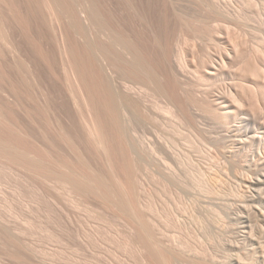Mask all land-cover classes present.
Listing matches in <instances>:
<instances>
[{"label":"bare ground","instance_id":"bare-ground-1","mask_svg":"<svg viewBox=\"0 0 264 264\" xmlns=\"http://www.w3.org/2000/svg\"><path fill=\"white\" fill-rule=\"evenodd\" d=\"M240 1V6H234L218 0H194L208 11L201 13L185 11L176 0H0V158L31 172L32 180L37 177L48 183L45 190L41 188L44 194L46 190L55 193L54 183L59 182L63 188L60 195L67 201L78 198L73 201L80 204L81 199L87 202L93 197L96 203L106 205L107 211L109 208L125 219L129 229L122 231L125 240L120 241H126L128 247L119 244L128 251L132 247L129 256L135 259L138 255L140 260L136 258L134 263L180 264L186 241L164 240L150 222L149 212L154 207L143 199L148 184L143 178L149 173L143 177L141 171L151 159L144 167L142 159L152 156L157 160L159 181L189 192L198 189L201 195L218 196L222 191L205 178L207 161L218 178L226 174L227 166L250 170L256 177L243 173L239 180L254 192V187L264 183V121H259L264 120V20L251 23L254 31L262 34L261 46L252 47L246 40L252 37L248 33L252 29L246 25L256 20L252 14L256 4ZM260 9L255 13L263 16L264 4ZM230 25L242 26L250 36L245 39L247 33L237 32L239 27L234 33L226 32ZM205 34L208 44L215 43L219 59L210 60L208 55L209 60L204 59L207 51L203 52L202 42L197 40ZM192 38L197 45L200 42L198 49L186 46ZM183 42H187L185 48ZM188 52L197 59L205 53L199 58L202 70L196 66L192 75ZM223 79L228 85L220 88L219 82L212 81ZM204 85L208 86L202 88ZM15 106L23 109L25 121ZM153 117L164 125L169 122L168 132L173 135L150 131L153 138L139 137L138 129ZM215 125L226 132L213 130ZM177 140L183 142V149ZM240 153L245 154L244 160ZM259 194L247 196L255 200ZM248 207L242 211L230 206L228 215L245 222L252 212ZM4 223L0 216L2 233L15 237L7 246L15 244L13 248H17L16 243L21 245L24 240L14 235L11 223L10 230ZM235 232L239 236V230ZM244 237L246 252L242 253L237 242L235 261L256 264L260 256L254 255L253 239L247 231ZM20 245L18 252L38 257ZM230 245L234 243L230 241Z\"/></svg>","mask_w":264,"mask_h":264},{"label":"rangeland","instance_id":"rangeland-1","mask_svg":"<svg viewBox=\"0 0 264 264\" xmlns=\"http://www.w3.org/2000/svg\"><path fill=\"white\" fill-rule=\"evenodd\" d=\"M176 1H178L180 3L181 8L184 9L185 11L186 10L187 11L195 10L198 12L202 11L201 13L208 12L207 9H202V8H200L199 5H196L194 0H176ZM253 1L256 4V7L253 5L252 10L253 9H255V10H254V13H252V14H254V17L256 18V20L253 18L254 21H251L250 25H246V28L248 26L249 29H252L248 33L253 34L254 36L251 35L252 36V37H250L251 39L250 38L246 39V36L249 37L250 35L247 32H244L242 30V26L230 25L229 26L230 30L226 29L225 31L226 32L232 31V33H234L233 29H236L239 27L238 29H236V30H238L237 32H239V33L244 32V34L247 33L246 35H243V34L242 35L245 36V39L247 41H250V42H248V44L250 43L249 44L250 46H252V47L254 46L257 48V47H259L258 45L261 46V43H260L261 37L259 38V35L261 36L262 34H257V32L254 31V27H251V26H253V24H251V23H254V25H257V23H255L257 20H259L260 18H262L264 20V15L258 16L255 13L256 9H258L257 11L261 10L260 8H262V6L264 4V0H253ZM218 2L220 4H223V5L224 4L227 5L229 3L230 4L232 3V4H234V6H236L237 4L240 6V4H241L240 0H232V1L231 0H218ZM220 23L223 25H226L223 22H220ZM231 26H235V27H231ZM243 28H245V27H243ZM253 31L257 34L258 37L256 36V34ZM222 35H225V34L223 33ZM253 37H255V39ZM192 39H193V42L191 39H189L188 43L183 42L184 48H185L184 44H186V43H187L186 46L188 47V49H191L194 46H196V47L198 45L200 46V42L197 45V41H199V39H200L202 42L201 48H202V50H204L203 52H206V51L207 52H206V55H205V53L200 54V57H198V59H197V57H195L194 55H191L188 52V54H189L188 60L190 59V61H188L189 65H190V69L192 67L194 68V69L192 68L193 70L191 69L192 71L190 70L191 75L194 74L192 72L196 68L199 70H202L199 65H200L201 59H203L204 55L206 56V57H204L205 60H207L206 58H208V60H209V57H210V60H212L213 57H214V59L215 58L219 59L218 56H220L219 55L220 53H219V51H217L218 49H217L215 43L211 41L210 44H208L209 42L207 40L209 39V36H207L206 34L203 35V37L198 38L197 41L195 40L196 38H192ZM243 39H244V37H243ZM255 41H256V43H255ZM211 43L213 44L212 46H211ZM187 47H186V49H187ZM198 47H197V49H198ZM211 47H212V49H211ZM208 48H210V49H208ZM210 52H211V54H210ZM207 53H209V54H207ZM216 53L218 55L217 57H215ZM207 55L209 57H207ZM191 56H193V57L190 58ZM199 58H201V59H199ZM190 63L191 64L193 63L194 65H191ZM195 64H197V65H195ZM199 70L197 72L199 74H202L204 71H206V69L204 70V68H203L204 71L203 72L201 71L202 73ZM195 76H197V74L194 75V77ZM212 81L216 82V83L219 82L220 85H222V86L218 85L219 88L228 85L227 80H225L226 81V83H225L224 79L219 80V81H216V80H212ZM206 83H209V82H205V84ZM207 86L204 85L203 87L202 86L201 87L204 88ZM215 86H216V88H218L217 85H215ZM14 109H16L15 111L20 112V116L25 121L26 117L24 116V114L22 112L23 109L21 107H16ZM210 116H213V115H210ZM261 117H264V116H261ZM150 119H151V117H150ZM150 119H147L148 122H146L147 124H145V127L143 126V128H141L142 126L141 127L139 126L140 127L138 129L139 137L142 138V136H143V138H145V137L153 138L155 136V134H153V133H155L154 131H158V132L160 131L159 133L165 132L164 134H169L171 132L170 126H167V124H169L167 119H166V121L168 123L165 124L166 126L163 123H160V120L157 122L156 119H154V117H153L154 121L150 120ZM259 121L263 122L264 120L262 118H259ZM149 122H150V125H149ZM153 122L154 123L157 122V123L153 124ZM158 123H159V125H158ZM161 124H162V127L164 126V129H162V127H160L162 130L158 127V126H161ZM155 125L159 129H157V127H155ZM150 127L152 130L150 129ZM167 127H168V129H167ZM215 128H218V129H215ZM215 128L213 130L221 131L222 133L226 132V130L225 129L223 130V128H221V127L216 126ZM169 129H170V132H168ZM184 130L181 129L182 132L187 133V130L186 131H184ZM150 131L151 132L153 131V133H150ZM139 132H141V133H139ZM151 134L153 135V137ZM169 135H173V133H171ZM175 136L178 138L177 135H175ZM176 137L173 136V138L177 139ZM177 142H178V140H177ZM180 143H179L180 148H182L183 146L185 147V145L182 144L183 142H180ZM228 143H230V144L227 145ZM228 143L226 145L230 146L231 142H228ZM211 147L214 148V146H212V145H211ZM145 154L149 155V153H145ZM243 154L244 153H242V155H241V153L239 154V155H241L240 159H243V156H245V154L244 155ZM145 156H143V157H145ZM238 156H236V157L239 158ZM151 157L148 156V158H147V156H146L144 159H142V160H144V161H142L143 162L142 164H144L145 161L148 162L151 159L149 162V165L147 166L148 163H146V166L144 164L143 167L145 166V169L143 168L142 169L143 172L141 171V175L143 177L147 176L149 173V175L147 177L150 179L149 180L146 177L143 178L144 183H146V182L148 183L145 185L146 186L145 192L146 191L147 192L146 193L143 192V197H144L143 199H145V198L148 199V200L145 199V201H149L147 203H150L152 205V207H154V208H152L153 211L150 210V212H149V216H151L149 219H150L151 224L154 226L156 232L157 231L159 232L158 233L159 236L164 237V240H166V241H170V240L172 241L173 240L174 243H175V241L176 242L177 241H180V242L186 241L183 244L186 247L184 249V259H183L184 262L181 261L180 264H238L235 261V255H234V253H236V251H238V250H236L235 244L238 242L239 247L241 246L242 253H243V250H244V253L246 252L245 251L246 249L244 248L247 245L246 241H244V239H245L244 233H246V231L248 234L251 235V237L253 239L252 247L255 251L254 255L256 256V258L260 256L259 259L257 258L256 264H264V216L262 214V212H264V204H263L264 203V197H263L264 196V183L260 184L259 186H256V188L255 187L253 188L256 192L260 193L259 198H256L258 200H256V199L254 200V199H251L250 197H248L247 195H249L250 193H256V192H254L252 189H249L245 184H242V182L239 180V178L241 177V175H243V173L245 174V176H250V177H251V175L256 177V175H254L250 170H247L246 168H242L239 166H237L239 168H237V167L234 168L235 166H227L226 174L223 176L220 175V177L218 178L217 173L214 174L213 170L212 171L210 170L211 168H210V166H208L209 164L207 161V163H206V165H204V169H203L205 172V178L208 179V182L212 185V187L213 186H214V188L217 187L218 190H220V191L222 190V191L220 193L221 195L219 194L218 196L212 195L210 193L201 195L200 193H198V191H197L198 189L197 190L192 189L189 192V190L186 191L185 189L177 188V186H175V185L166 184V182L163 183L162 180L159 181L160 178H159L157 171H156V166H157L156 161L157 160L154 159L155 156H153L154 160H152ZM244 159H245V157H244ZM4 160L5 159L0 158V216L3 218V223L5 222L4 227L7 229L12 227V228H10V229H13L12 232L13 233H14V231L16 232V233H14V235L15 236L18 235L17 237L20 238L19 240H21L22 242L24 240V242H23L24 244L27 243L26 245H24L23 243L21 245L28 247V249L30 248L32 250V252L30 249H29V252L34 253L35 256H38V257L29 258V256H26L27 254H25V253H24V255H25L24 256L22 253L23 250H21L22 252L20 251L22 253V255H21V253L18 252L19 251L18 247L20 245V241H19V243H16V245L19 244L17 246V248H16V246L13 248V246L15 244L12 243L13 246L11 245V247H10L11 250H10L9 246L11 244V240H14L15 237L11 236V235H10L11 237L8 236L7 233L4 232V230L2 233V231L0 229V233L2 234L0 236V240L4 241V242L2 241L4 243V245L0 241V248H1L0 251L1 250L4 251V252L0 253V264H20L21 261H22L21 264H33V263L35 264L39 261H44V260H45V262L47 260L48 263H52V264L53 263L54 264L55 263L56 264H61V263L62 264H82V263L83 264H140L141 263V262L134 263V262H137L139 260V258H137L138 255L137 256L135 255L136 257L134 256V254H136L135 252L132 254L134 256L133 258L138 259L137 261L135 259H132L131 256H129L131 253H128V252L134 251V250H132L131 246H130L131 248L129 247V251H128V249H126V247H125V249L123 248L125 245L127 246V242L125 241V244L123 243L125 238H124V234H122V231L123 232L127 231L129 229V226H127L126 220L122 219V217L120 218V216L117 215L116 212L113 213L114 211H112V213H113L112 214L109 211L110 210L109 208L107 211V208H106L107 206L104 205L106 208L105 209L103 206V203H100V202H99L100 204L96 203L97 200L93 197H90L89 200L91 201L93 199L94 201L92 200V202L94 204L92 202H90L88 199L87 200L89 202L87 200H86L87 202H85L83 200L85 203L81 199L79 201L80 204L78 202L73 201V200L77 201L78 198L77 199L76 198L71 199V200L67 201L68 199L66 200L63 197H61L62 194L60 195V193H63L62 192L63 188H62V184L59 182H55L54 184L56 186L55 185L52 186V187L55 186L57 188V189L56 188L52 189V191L55 192L56 194L55 193L48 194V193H46L47 192V190H46L45 194H47V195H45L44 191L43 190L41 191L42 187H43L42 189L45 188V186H44L46 184L45 182H43L42 180L41 181L38 180L39 178L37 179V177H36V179L32 180V178H34L35 176L33 174H31V172L28 171L29 172V174H28L27 170L25 171V169L23 167H20V166L15 165V164L12 165L11 163H7ZM207 167H209V169ZM205 168H207V170ZM147 171H148V173H146ZM262 171L264 172V166H263ZM249 172H251V173H249ZM143 173H146V175ZM30 174L33 177H31ZM152 174H153V176H152ZM156 175L158 177H155ZM214 175H216L215 178H214ZM236 177H237V179H236ZM37 180L42 184L38 183ZM36 181H37V183H35ZM33 182H34V184L32 185ZM38 184L40 186L41 185L42 186L40 187ZM47 184H46V188L49 185V184L48 185ZM240 184H242L243 186ZM59 185H61V186H59ZM37 187H40V189H38ZM147 188H148V190H147ZM54 189H56V190H54ZM246 189L248 191H246ZM193 191H194V193H193ZM42 194H44L45 196L43 197ZM145 194H146V196H145ZM260 195H261L262 199L260 198ZM60 197H61V200L59 199ZM65 200L67 201V203L64 202ZM70 201L73 205L70 204ZM82 202L84 203V205ZM65 203L67 206L65 205ZM101 204L103 207L101 206ZM69 205L71 206V208L72 207L73 208L70 209ZM81 205H83V206L81 207ZM230 206L235 208L236 210L240 209L242 211H244L246 208H249L248 206H250L252 212H251L250 217L248 218L249 220H247L249 222H247V221L242 222L237 217L234 218V215L229 216L228 215L229 211H232ZM58 208H60V209H58ZM68 209L70 210V212ZM60 211H61V213H60ZM101 212H102V214H101ZM217 213L221 217V220L219 222L217 221V218H218ZM235 219H237L238 221L236 220L237 221L236 222ZM78 220L80 221L81 225H80ZM122 220H124V221H122ZM82 222H83V224H82ZM8 223L9 224L11 223L9 225L10 227L8 226ZM154 223H156V224H154ZM157 223H158V225H157ZM5 224H7V225L5 226ZM124 225H126V226H124ZM173 225H175V226H173ZM244 225L245 226L247 225L246 228L242 227ZM83 226H85V228H83ZM161 226H162V228H161ZM236 227H238L237 230H235ZM123 228L125 230H123ZM83 229L85 230V232L83 231ZM81 230H82V232H81ZM238 230H239V236H236L235 231H238ZM98 231H99V233H98ZM232 231H233V233H232ZM22 232H24V233H22ZM27 233H28V236L26 235ZM3 235L4 236L7 235L5 237V239L6 240L10 239V242L6 241L4 238L2 239L1 237H3ZM100 235H101V237H99ZM229 235H230V237H229ZM7 237L8 238L10 237V238L7 239ZM12 237H14V239H11ZM83 237L85 239H82ZM176 237L179 238V240L178 239L175 240ZM94 239H95V241H93ZM167 239H169V240H167ZM183 239H184V241H183ZM120 240H122L123 242ZM15 241H18V240H15ZM230 241H232V243H234V245H230ZM241 241H242V244H240ZM7 242H8V244H6ZM119 243H121V244L123 243L124 246L119 244ZM31 244H33V245H31ZM1 245L4 247H2ZM7 245H9V246H7ZM242 246H244V247L242 248ZM5 248H6V250H5ZM201 248H203V249H201ZM14 249L17 251H15ZM213 250H214V253H210L211 251L213 252ZM209 253H210V255H209ZM11 255H12V257H11ZM16 255H18V257ZM43 255H44V257H43ZM31 256H34V255L32 254ZM19 257H21L22 259ZM45 257L47 259H45ZM83 257H85V258H83ZM16 258H18V259H16ZM50 258L51 259L53 258L54 261L51 260ZM131 259L133 261H130ZM33 260H36V262ZM49 260H50V262H49ZM58 261H60V262H58ZM242 262H244V261H242ZM243 264H245V262Z\"/></svg>","mask_w":264,"mask_h":264}]
</instances>
